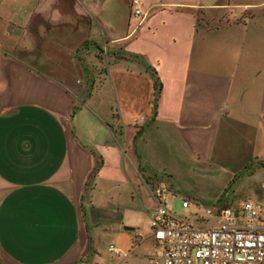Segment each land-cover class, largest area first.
Listing matches in <instances>:
<instances>
[{
    "label": "crops",
    "instance_id": "0c3cea01",
    "mask_svg": "<svg viewBox=\"0 0 264 264\" xmlns=\"http://www.w3.org/2000/svg\"><path fill=\"white\" fill-rule=\"evenodd\" d=\"M136 5L0 0V264H152L154 186L262 197L264 0Z\"/></svg>",
    "mask_w": 264,
    "mask_h": 264
},
{
    "label": "built area",
    "instance_id": "2783aa9c",
    "mask_svg": "<svg viewBox=\"0 0 264 264\" xmlns=\"http://www.w3.org/2000/svg\"><path fill=\"white\" fill-rule=\"evenodd\" d=\"M137 3L132 0L134 12L140 13ZM259 189L261 198L197 206L189 216L187 199L176 214L165 204V187L154 186L156 204L148 217L152 264H264V180ZM107 251L119 254L112 245Z\"/></svg>",
    "mask_w": 264,
    "mask_h": 264
},
{
    "label": "rangeland",
    "instance_id": "374dc122",
    "mask_svg": "<svg viewBox=\"0 0 264 264\" xmlns=\"http://www.w3.org/2000/svg\"><path fill=\"white\" fill-rule=\"evenodd\" d=\"M223 15L224 14H217V13H213V12L204 13L203 11L199 10V11H197V21L203 25H217V24L222 22L221 20L224 18ZM89 45L91 47V50H89L87 54L85 53L86 44H81L78 47V50L76 51V53L79 57L84 58L85 66L87 68H89L90 70H92V72H94L95 76H99V74L102 73L103 65L102 64L99 65L97 62L100 61L105 55H106V57L108 56L111 58H116L118 56V54L115 52L116 50H113L111 52L112 54L110 52H108L109 51L108 46H105V48H103L100 44L93 45L92 42H90ZM87 82H89V79L87 80ZM263 180H264V178L261 181H263ZM230 188L232 190L234 189L233 186ZM230 188H229V186L226 187L223 190V192L220 194V196H218V198H215L213 200H208V196H203L204 199H207V200H200L198 202H196L194 200L193 196H191L190 194H188L186 192L174 194L170 191L167 192V190L165 189L164 201H165V204L167 206H169L174 213L179 214L182 212V208H181L182 199L183 198L187 199V201H188V213H189V216H192L193 212L199 210L197 208V206L202 207V206L211 205L214 203L225 204V205L236 204L239 200H237L235 203L223 202V199H224L223 193L230 192ZM209 193H210V190H207L205 195H209ZM235 197H236V199H242L243 194L240 192ZM106 263H107L106 257H103V259H101L100 262H97V264H106Z\"/></svg>",
    "mask_w": 264,
    "mask_h": 264
},
{
    "label": "trees",
    "instance_id": "16d2710c",
    "mask_svg": "<svg viewBox=\"0 0 264 264\" xmlns=\"http://www.w3.org/2000/svg\"><path fill=\"white\" fill-rule=\"evenodd\" d=\"M98 165H99V164H97V165L95 166V168H94V172H95V170L97 169Z\"/></svg>",
    "mask_w": 264,
    "mask_h": 264
}]
</instances>
